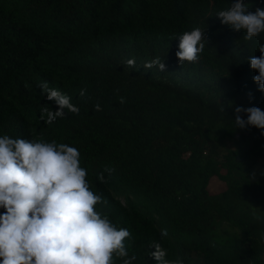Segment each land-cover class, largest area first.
I'll list each match as a JSON object with an SVG mask.
<instances>
[{
    "label": "trees",
    "instance_id": "obj_1",
    "mask_svg": "<svg viewBox=\"0 0 264 264\" xmlns=\"http://www.w3.org/2000/svg\"><path fill=\"white\" fill-rule=\"evenodd\" d=\"M230 1L0 0V135L43 140L41 131L67 142L64 126L28 123L16 110L27 94L46 96L42 82L70 97L79 108L65 109L78 136L70 142L86 164L127 168L133 205L101 216L131 233L133 264H158L155 243L183 264H264V130L234 122L236 107L264 111L249 59L262 55L264 33L246 40L223 24L216 15ZM246 6L254 13L264 0ZM196 27L205 48L181 64L179 36ZM91 40L86 55L68 48ZM157 57L163 71L144 67ZM106 168L93 178L112 177ZM214 178L225 191L209 193Z\"/></svg>",
    "mask_w": 264,
    "mask_h": 264
},
{
    "label": "clouds",
    "instance_id": "obj_2",
    "mask_svg": "<svg viewBox=\"0 0 264 264\" xmlns=\"http://www.w3.org/2000/svg\"><path fill=\"white\" fill-rule=\"evenodd\" d=\"M229 9L221 10L217 17L225 25L245 32L244 38L264 33V9L254 13L248 10L247 0H231ZM179 50L176 55L181 64L185 61L195 63L205 48L204 31L199 27L179 36ZM93 40L75 44L68 41V48L80 50L86 55ZM260 57H249L251 67L258 71L254 81L264 92V44L258 45ZM42 67H46V51L42 55ZM127 66L135 67V59H129ZM146 69H165L160 58L146 62ZM32 83L38 84L36 80ZM46 94L30 96L16 112L28 123L34 121L44 126L51 124L65 127V143H56V136L38 131L43 140L29 141L0 135V264H114V256L122 258L118 264H133L135 256L129 257L125 239L131 233L124 228L118 229L104 210L120 206L133 205L135 193L126 186V169L116 173L115 169L103 165H87L80 149L73 147L70 141L78 136L72 126V116L79 114V108L71 98L57 89H50L47 82L39 85ZM27 87V85H26ZM86 89L80 90V96L86 95ZM55 101V104L53 103ZM120 98V103H124ZM95 111H101L99 104ZM235 125L247 128L249 125L264 130V111L259 107L244 109L236 107ZM247 113V120L239 114ZM100 170L112 177L99 175L93 178V172ZM93 179V181L91 180ZM219 180L214 178L208 183V191L218 194L225 188L213 190L211 184ZM216 191V192H215ZM167 236V229L161 230ZM155 251L151 256L158 264H183L182 260L169 261L166 251L159 243L152 245Z\"/></svg>",
    "mask_w": 264,
    "mask_h": 264
},
{
    "label": "rangeland",
    "instance_id": "obj_3",
    "mask_svg": "<svg viewBox=\"0 0 264 264\" xmlns=\"http://www.w3.org/2000/svg\"><path fill=\"white\" fill-rule=\"evenodd\" d=\"M211 188L213 190H221L224 189L225 186L219 181V180H215L212 184H211ZM216 192V191H215Z\"/></svg>",
    "mask_w": 264,
    "mask_h": 264
}]
</instances>
